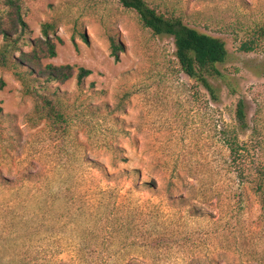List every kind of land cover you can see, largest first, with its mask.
I'll return each instance as SVG.
<instances>
[{
	"label": "rangeland",
	"instance_id": "374dc122",
	"mask_svg": "<svg viewBox=\"0 0 264 264\" xmlns=\"http://www.w3.org/2000/svg\"><path fill=\"white\" fill-rule=\"evenodd\" d=\"M22 2L75 75L48 85L59 117L28 91L30 41L0 67V264H264V0H146L226 41L217 100L121 0Z\"/></svg>",
	"mask_w": 264,
	"mask_h": 264
},
{
	"label": "trees",
	"instance_id": "16d2710c",
	"mask_svg": "<svg viewBox=\"0 0 264 264\" xmlns=\"http://www.w3.org/2000/svg\"><path fill=\"white\" fill-rule=\"evenodd\" d=\"M129 8L136 9L145 23L153 29L156 34H166L174 38L176 56L182 70L190 77L199 80L209 91L214 100H217L216 89L210 81V77H223L226 75L218 67L227 61L229 51L226 41L218 36L202 32L184 22L181 17L167 16L159 13L151 7L146 0H121ZM4 9L0 16V33L4 36V43L0 47V67L8 66L13 58V53L21 50V45L30 41L33 50L24 53V59L30 65V73L33 78H43L39 86L27 87L28 91L35 95L37 104L42 108H54L56 116L61 117L58 109H55L54 97L47 92L48 85L54 81L65 82L75 75L74 66L71 64H43L44 56H56V44L51 40L48 27L44 26L46 39L31 41L27 35L30 33L29 25L24 16V5L22 0H3ZM122 47L113 43V55L119 59V49ZM242 48L250 51L254 48L252 39L243 43ZM91 74V70L80 67L76 74L78 83L81 85ZM6 85V81L0 77V88ZM234 90V88H233ZM2 107L0 106V112ZM236 117L241 129H248V114L246 101L240 98L236 106ZM243 171V170H242ZM244 172V171H243ZM264 174V169H259ZM261 179V178H260ZM257 188H264V180L261 179Z\"/></svg>",
	"mask_w": 264,
	"mask_h": 264
}]
</instances>
